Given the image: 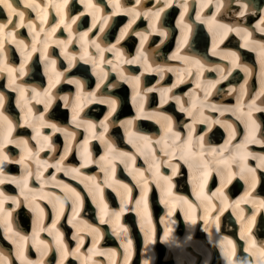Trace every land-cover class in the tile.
Returning a JSON list of instances; mask_svg holds the SVG:
<instances>
[{"label":"bare ground","instance_id":"obj_1","mask_svg":"<svg viewBox=\"0 0 264 264\" xmlns=\"http://www.w3.org/2000/svg\"><path fill=\"white\" fill-rule=\"evenodd\" d=\"M176 1L181 6L178 13H175L177 9L174 8L172 11L168 9L165 12L164 16L162 15L163 19H166L172 15L178 16L175 22L168 24V29L170 32H171L172 26L176 25V30H177L176 32H178L179 34H191L192 35L196 33V35L193 38L192 43L193 44L196 43V45L199 46V48H202V46L204 45V48H205L207 45L208 37L205 33V29L199 25V21H203L205 24L206 22L210 21L209 16L207 15V12H206L208 8L206 7V3H209L215 7V11L213 14L214 19L212 20L213 28L215 26H218V30L221 33L222 32L228 33L229 31H232V30H234L236 33H239V31L241 30H246V32L249 35L250 34L253 35L250 41L247 40L246 47L247 48L250 47L253 51L257 53V60L259 64L258 74L262 76V71H264V49H262V46H264V42L260 40H254V37H255L257 30L264 29V25L261 24V20L262 19L264 20V4L263 3L259 4L258 2H256V0H252V1L251 0H221V7L219 8V10H222L225 4L227 6L226 13L234 18V21L232 22V26H230L231 28L230 30V28L229 29L225 28V25L222 24L221 21L216 20L215 18V15L218 11L217 10L218 0H206V3L203 0H196L194 3H193V0H176ZM19 2H21V4L18 5L20 9L15 8L16 12H14L10 18L12 23L10 24L6 20L0 21V24L5 25L3 32L0 33L1 42H3L4 37L8 36L13 30H15V28L17 27L16 26L17 24H19L18 28L25 29L24 26L32 22L31 20L23 21L22 23L19 22L18 13L22 11V9H24L27 12H31L30 8L32 7L33 11L38 10V16L44 20L47 17L48 13L54 10V9L49 10V4L56 2V0H45V1L43 0H18V3ZM169 4L170 3L167 2L166 8L169 7ZM14 5L17 6L16 4ZM182 5H186L187 6L186 9L182 7ZM190 10L191 11L196 10L195 16L191 15ZM86 11L87 10H84V12ZM223 11L224 10H222L221 12ZM241 11H244L243 16L239 14ZM2 12H3V9L0 8V14H2ZM84 12L81 14H85ZM182 14H183V18H181ZM198 14L200 17L199 19H197ZM260 14H262V16L254 23L253 26H244L241 24V18H246L248 20L255 19L259 17ZM78 17L81 18L80 15L75 16L73 17L72 21L76 20V18ZM30 18H34V17L32 16ZM8 20H9V17H8ZM77 21H81V20L77 19ZM47 26L48 25L44 24L39 28L37 27L38 29H36V31H34V28L31 27L30 29L27 30V32L24 31V35H26L27 37H30L36 34L37 41H40L42 40L43 31L47 33L46 31L52 29V28H49V29L46 28ZM100 29L101 27H99V30ZM94 30H97V27ZM24 35L20 34V36L18 37L19 39H16V41H18L17 43H20L23 40H25L23 37ZM96 38H97L96 36L93 37L92 35H89L87 37V40H85V43L86 44L93 43L96 40ZM63 42L66 43V41H63ZM24 45L26 46V43ZM24 45L21 44L20 47L26 52V48ZM213 48L216 50V53L221 57H227L229 53L239 55L238 51L236 50L235 51L226 50L220 47L218 41H216L213 44ZM77 52L78 50H73L72 52L65 51L63 56L67 57V62L70 64L73 61V59L76 57L75 54ZM181 54L184 55L185 54L184 51L181 52ZM115 56H118V55L116 54ZM77 60H81V58ZM130 61H135L134 64H136L137 62H142L143 59L142 58L137 59L133 57V58H126L123 60V62H129L128 64L133 63ZM109 62H111L110 59L107 60V63ZM233 62L235 66L236 65H239V66H237L232 73H235L236 70H241V68H244V67L248 69L249 73H252L254 71V67L249 64H246V63L241 64L236 61H233ZM21 65H23L22 71H21ZM101 65H102V62L98 61V67H100ZM222 65L223 63L216 64V66H222ZM4 67H7V65L4 63V61H2V64H0V69ZM210 67L211 66L209 65H202L201 66V68L203 69L202 72H204L205 69H208ZM37 69L38 68L34 69V75L37 74ZM182 69L187 71V75L183 76V78L182 77L180 78V80L182 79V83H184L183 87L186 88V93L184 96L183 95L180 96V98H178L177 96H173V99L177 100V102L173 101L172 99V103H171V109H178L179 111L182 112V116L180 118H177L178 124L174 128V132L172 134L173 138L170 137L166 140V142H168L173 147L169 149V153H174V156H170L168 158L169 153L166 156H161V158H159V161H161V163L157 167H151V171H152V174L150 175L151 177L147 176L145 172L143 171L140 174L144 175V177H142L143 181H145V182L142 181L143 185L147 184V186H149L152 189L151 184H150L151 181H149V179L153 177H156V178L161 177L163 180H168L169 179L168 176L165 175L167 169H170L175 172L178 169L177 161L179 160H181L182 162L185 161L188 167L190 168V172H188L187 175L183 174L182 178L179 180L180 182L176 183V185L182 188L184 192L181 195L175 194V193L172 194L173 199L169 201L170 203L172 202L171 208L175 209V203H183L185 201L189 202L192 206H197L198 204L197 201L195 202H192L190 200L188 201L187 194L191 192L192 184L196 182V175H200L201 179L199 182L200 184L203 185V190L201 191V188L199 187L198 191L201 192L202 195H200L195 190H193V192L198 198L205 201L206 206L208 205V203H210L213 206L214 210L217 211L218 210V208L216 207L217 200L215 199L214 196L217 195L218 192H219V195L223 194L224 191L228 189L227 186H230V185L233 186V184L238 183V180L234 179L235 177H232L230 181L226 179L229 173V170L231 172L233 170L231 165H228V167H226V166H223L222 163H218V162L223 161L225 158L228 159L229 150L236 149L238 147V141H235V139L231 140V137L233 136L232 125L222 124V129L224 133H222L218 125L220 123L233 122L232 114L238 115L241 120L242 119L245 120L247 117L241 113L242 110L245 111V106L244 107L241 106V109H239V105L237 103L236 105L227 103L225 107L222 101L218 102L213 99L206 101L204 95L201 94V90L204 91V93L211 90L216 85L215 80H212V79L208 80L209 78H206L205 81H201L198 84L196 83L194 86L187 85L186 79L187 80L190 79L191 70L185 67H183ZM10 70H12L14 78H17L19 75H23L26 72V67L24 63H21L18 67L10 68ZM122 71H123V74H122L123 79L119 78L118 80L119 87H117L115 91H113L111 89L114 86H112L111 89L109 90L110 93L118 94L121 97H123L122 96L123 88H126V86H128L127 82H132V85L136 84L139 81L141 72H142L140 71L139 75L133 76L129 74L127 71H125L124 69H122ZM2 73L3 72L0 70V75ZM229 73L230 71L225 72V74L222 77H226ZM101 79L102 77L99 80ZM16 81L18 80H15L14 84H12L11 80H8V79H6L4 82L5 84L8 83L10 87H13L16 85ZM67 81L74 83L73 81L79 82L80 79L72 77L62 82V85L65 86L64 87L65 89H70V85L69 86L66 85ZM244 83H245V80L241 83V85H243ZM136 86L137 85H135V87ZM239 86L240 85L236 81L228 83L226 88L230 89V93H228L229 96H232V95L235 96L237 94V90L239 89ZM149 89L154 90L156 93H159L160 95L162 94L165 95V98H162L161 100H159L160 104L164 103L166 101V98H170V95L168 92L170 89V86L168 85L159 83V84H155L154 86L148 87L146 91ZM9 90H11V88L6 87L5 91H1V93L5 96V98H8V95H10L11 91ZM260 92H264V85H262L259 88L258 93ZM152 94H155V93H152ZM49 96L50 95L40 98L42 99V101L40 102L39 109L41 108L45 109V104ZM140 96L142 97L143 94H140ZM112 101L115 102L114 96L112 97L109 95L108 96L107 95L106 96L93 95L88 100V102L86 101L87 103L83 104V106L84 105L86 106L89 103V108L93 109V112H98V111H102L101 109L102 107L100 106L104 105L105 106L104 111H106L107 109L109 113L110 111H113L111 110L113 108V105L111 103ZM250 102L253 103L255 108L260 107L262 104V103H258L259 101H255L254 99L253 100H243V103L245 105L250 104ZM28 103L33 104L32 102L30 103V101H27L23 105L20 106V110H19L20 120H18V124L20 126H22L25 122L26 109L29 107ZM50 104H51V101L48 104V107L51 106ZM66 107H67V104L65 103H63L62 106L55 104L51 107V112L57 114L58 116H62L61 111H64ZM114 108H115V104H114ZM236 109H239V110L235 111ZM119 111L124 112L125 110L124 108L121 107ZM0 113H2V111H0ZM119 113L114 114V117H117ZM140 113H148L149 115L145 117H148V118L152 117L157 121V123H155L154 125H150L151 128L147 129L145 132L135 131L136 137L134 139H137L138 141H135L133 143L136 147V150L141 155H144L146 153V149L145 147L140 146V144H142L144 141L149 140V139L150 141L148 142L152 146H154L155 143H158V141L161 142V139H157V137L159 136V128L160 130H162L165 127V125L168 124V122H171V120L175 124L176 120L171 113L167 111H163V110L153 111L152 113L149 111H142V112H139V115ZM254 113L250 112L249 116H252ZM42 118L43 120L41 122V126L44 123L52 124L50 121L45 120L44 117ZM263 119H264V115L261 117L260 120H263ZM75 121H76V124L79 127H81L82 130H86L85 123L90 122L80 117L76 118ZM141 121H147V119L143 118ZM4 123L8 127H11L12 125L16 124L14 120H11L10 125L8 124V120L4 121ZM118 123H119V126H123V127H129V124H131L133 128L135 127V125L131 122V116L124 118L122 121H118ZM199 123H204V127H206L207 130H210L212 136H216V137L220 136V138H224V136H226L224 143L220 144L219 146H215L216 149L206 145L203 139L204 133L198 130L195 132L193 131V128H195L196 125H198ZM94 124H96V121L94 122ZM101 125L102 126L94 125L95 126L94 135L88 136L86 138H81L82 134L80 133L82 132V130L80 128L66 129L67 128L66 125H62L61 123H58L56 128L61 129L63 133L62 137L65 141L64 142L65 146H64V149L59 153V156L56 157V159L52 158V156H50L49 158H43V153L42 154L40 153V150L42 148H45V149L49 148L50 150L47 149L46 151L47 154L49 155L52 152V148H57L54 144L50 145L48 143V140H45L42 142V144L40 145L41 148L39 149V151H37V149L35 150L34 148H32V151H30V148L28 149V155L24 156L23 158L24 163L30 166L31 164L30 159H31V160H38L41 163V165H38L39 170L38 172H36V174L35 172H30V174L25 175L24 178L26 180H29L30 177L35 174V178L38 181V184H35L33 181L22 182V187H19L18 189L21 191L22 196H27V195L30 196V199H29L30 201L26 202L25 203L26 205H25L23 203H20V200L22 198L19 195H14L16 196L15 198L16 205H21L19 206L18 210L15 211L14 209H12L10 202H4L2 205H0V221L2 223L0 225V231L2 233L5 232V235L12 239V243H11L7 241V239L0 234V256L2 255V253H5L7 255V257L4 258L5 264L13 263V253L10 250L11 247L15 248L14 251L16 252V254H18V260L21 264H51V262L49 261L48 262L43 261V258L44 260H46L49 258V256L51 258H54L53 255H51L53 253L52 247H56V246L52 244V241H50L49 238H47L49 234L53 236L56 242H57V237H59L60 243L64 245L61 252L57 256L55 264H73L72 261L75 260L76 257H73L71 259L70 262L72 263H68L70 251L73 253L74 256H79V259H80L79 264H107V260L102 259V257L107 253H109L110 256L112 257H116L117 259L116 264H120V262H118L120 260V257L119 256L117 257L115 255V254H118V251L116 249H114L113 247L104 248V247H100L101 245H99V242L100 244L101 243L107 244L108 242H112V239H114V237H111L112 232L120 238V240L122 241V243H124V245H127L129 240L131 241L130 246L126 248L132 250L131 257L132 256L134 257V247H136V244L135 246L133 244L136 243V241L134 240L132 241L131 235L135 233L134 231L135 227H133L132 229L130 225L134 224L135 221L137 220H138V224L140 225L141 223L143 224V222L145 223L148 222V219H146L148 215L146 213L148 210L146 209L144 205L138 204V203L132 204L131 206H129L128 202H125L126 198H123L121 196V192L123 191L126 194H128L130 190L131 191L133 190L135 194L138 192L137 190L132 189V187L134 186L129 180L130 179L133 180L137 177V172H136L137 167L132 168L131 160L133 161L135 156H137L136 158L138 159H140L141 157H139L137 153L135 154V151L130 152V147L128 146L129 143L122 139L123 133L119 132L121 128L117 124L112 123V122L102 121ZM157 125H159V127ZM233 125L235 128H239L240 126L239 124H235V123H233ZM223 126H225V128ZM108 127L110 128L109 130L110 134L112 133V130L114 132L112 134L114 137H110L111 142H113V140L115 141L120 140L124 148V152H125L124 155H126V157L128 158L123 156L122 158L119 159V161H117L116 160L117 154L113 153L112 157L110 155H104V156H101L102 157L101 159H104V160L107 159L108 161L113 162L112 166H115L116 164L119 165L120 169H122V167H127L131 173L130 179L126 177V180H122L118 176L114 177L113 175L111 176L108 175L109 170L105 167L104 168L101 167L103 163L101 164V166L100 164H97L98 156H94L90 152H86L85 150V146L90 145V142L93 141L95 143L96 141L95 138L97 139L100 138L101 142H102V139L110 142V140L108 139V136L105 134L106 130H108ZM132 127L130 128V130L132 129ZM200 127H201V124H200ZM204 127L202 129H204ZM191 128H192V131H191ZM252 128H254V126H252ZM101 131L103 134L102 138L100 137ZM41 135L43 136V138L46 137L45 133ZM126 139L128 141L129 138H126ZM8 140L14 141V142H4L3 144V153L7 157L6 159L3 160L5 163H7L12 157L11 154L9 153L8 148L12 145V143H18L17 139L15 138H11V139L8 138ZM60 140L62 141L61 138ZM27 142L31 143L32 139L27 140ZM77 143L79 144L77 150L82 149V148L84 149V152L79 154L81 155L80 157L81 161L79 165L74 168H72L71 166L66 167V160L68 158L67 156H69V160H70V158L74 154L73 145ZM180 145H185L187 150L180 151V148H178V146ZM243 145H245V143ZM260 151L264 153V148L261 147ZM116 152L122 153L123 151L116 150ZM262 157H264V155H262ZM199 160L203 161L204 167L201 164V161L199 163ZM72 162H74L73 164H76V159ZM2 165L3 164L1 163L0 166ZM162 165H164V167H162ZM258 165L264 168V166H262L264 165V160L259 158ZM136 166L140 167L142 166V163L138 161ZM49 167H54L55 169L59 170L60 173H62L61 171H64L65 174L69 176H65L63 174H57L56 176H52L51 172H49ZM92 169L93 171H96V174L102 171V173H104L105 180L96 181V177L92 176L90 173ZM160 169L161 171L157 173V171ZM137 170L140 171L141 169H137ZM45 171L46 173H44ZM215 171L216 172L219 171V174L217 176L220 177V181H218V184L216 187H213L211 192H208L206 188L207 184L208 183L212 184L217 180ZM242 175L245 177L244 178L245 181L247 179L249 184H252L251 174H247L245 176V173H243L241 174V176ZM14 177L15 175L12 174L9 169L0 170V180L2 181L4 180L6 184H11V182L9 181H13ZM222 178H224L223 187H222ZM16 180L18 179L15 178V181ZM105 185H108L107 189H104ZM8 186L9 188H11L10 185ZM263 187L264 185L261 186V188ZM97 188L105 192L103 193L104 194L103 196L101 194L102 191H98ZM218 189L220 191H218ZM204 190L206 193H204ZM114 191H119V194L116 195ZM156 191L157 189L152 191L153 193L152 201L153 202L157 201ZM84 196L86 197L85 200H84ZM69 198L76 202L75 210L80 209L83 205V208L80 209L81 212L77 214V217L75 219L71 217L76 222L79 221L78 222L79 226L75 224L76 226L74 230L72 231V229H69V228H61V224H58V223H53L54 227H53V224L51 226H47L43 224V221L46 220L47 219L46 217L48 216V215L46 216V211L48 208V205H46V201H49L50 203L55 201L56 203H58L59 200L69 201ZM110 198H114V201L118 200L120 203H122V206L118 207V206L109 204L108 200ZM6 199L7 198L4 196L0 197V201L2 200L5 201ZM166 200L168 201L170 199L167 198ZM241 203L242 202L240 201V205ZM158 206L159 205H156V207L154 208V210H157V212L153 218L162 214L158 210L159 209ZM242 206H245L244 202ZM29 207L32 209V211H33V208L36 209V211H34L31 217L29 215V211H30ZM132 208L139 213L138 218L135 217V215H133ZM193 208H196V207H193ZM225 209L226 207H223L222 210H220V213L225 211ZM84 210L87 213H89L87 216L95 215L98 210L97 222H90L88 221V219H86V217L82 216L86 214L84 213ZM20 211H21V214H20ZM57 212L61 213L60 210H57ZM124 212H127V218L122 219V217H124ZM175 212L177 214H182L180 213L181 209H176L172 213L170 212V214L175 217L170 219V221L168 222V225L169 226L178 225L180 228L170 227V229H168V226H167L166 230H168V233L171 234L169 235L170 239L165 240L166 244H164L162 241H159V245L157 248L154 245L155 239L153 238L150 232H147L149 227L152 228V225L149 224L148 225L149 227H147V230H145L143 226H141L142 229L144 230V234L146 238V244L142 250V254L145 252L146 261L147 262L149 261L151 263L153 262V259H154L153 253L156 250L158 251L157 264H166V262L169 261V258L172 255H177V252H176L177 248H181L184 251V254L186 256H183V258H186L187 256L191 257L192 259L200 258V257L210 258L208 256L209 253L212 256L213 254H216L217 249L215 247L212 248L208 246L207 244H205L204 240H201L199 238V237H202V235L200 234L204 232L200 229L197 230V233H200L197 236L198 242H196L194 239L193 240H190V239L185 240V238L179 239V237H178L179 240H177L176 236L184 232L182 231L183 228H182V223H181L183 221V219L181 218L183 214L182 216L180 215L179 217H176ZM117 213L119 215H117ZM235 213L236 215L234 216L233 211L230 212V215L232 216L231 217L232 220L234 219V220L240 221L242 225H248L249 219H245L243 214L239 211ZM191 215L192 214H190V216ZM13 217L18 219L19 221H21L22 219L27 221L26 223L28 224V226L34 227V231H36V234H40V232L42 231L40 236L47 238L45 239L46 244L42 242H33L32 244L30 242L31 241L30 238L24 232V230L27 227H25V229L24 228H21L20 230L18 229L19 231L16 229H12L11 220ZM5 219L7 220V224L3 222ZM72 219H70V222L74 225L75 221L73 222ZM260 221L261 223L259 224L258 228L259 230H264V221L262 222L261 218H260ZM192 222L193 220L190 223ZM230 223H231L230 226H232L235 231L236 230L235 223L232 221ZM194 224H199V223L195 222ZM108 228L110 229V231ZM83 230L90 231L92 234V235L90 234V238L92 237V241H91L92 244L90 246L91 251L88 252V256L85 254H81V253L78 254L76 252L77 251L76 248L73 247V244L70 245V237H71L70 235L73 236V234H76V237L79 240L89 239V233ZM245 231L248 232V229L246 228ZM244 234L245 233H243L242 230L239 233H237V235L240 237L244 236ZM249 235L251 234L249 233ZM246 236L249 237L248 235ZM103 237H104L103 242H101ZM222 237L223 236L216 235V234H214V236H211L214 242L221 244L222 248L228 249V245L230 244L232 239L224 236V239L221 240ZM261 239H264V235H262ZM73 242H76V240H73ZM191 244L196 248V250L199 253H202L201 256L198 255L197 251L192 249ZM245 248L246 250H243L244 255L242 258L245 259V256H247L245 255L246 252H248L252 257H254V261H251V263H245V264H259V261L264 259V254H262L261 252V249H264V245L262 246L260 243L250 242V244H247ZM8 249H9V252L7 254L6 250ZM21 249L23 250L24 253L21 252L22 251ZM162 249H165L166 251L165 254L159 253L160 250ZM34 250L38 252L36 256L32 255ZM150 251L151 253H149ZM238 253H240V251ZM229 256L230 255H226V257H229ZM214 258L218 260L220 259V256H215ZM179 261H181V259H179ZM132 262L133 260L125 262L124 264H131ZM203 263H205V260H202L201 264ZM222 263L225 264L224 262ZM14 264H17V263L15 262ZM189 264H193V262H190ZM209 264H218V262L211 261L209 262ZM228 264H238V263L229 262ZM241 264H244V263H241Z\"/></svg>","mask_w":264,"mask_h":264},{"label":"snow or ice","instance_id":"obj_2","mask_svg":"<svg viewBox=\"0 0 264 264\" xmlns=\"http://www.w3.org/2000/svg\"><path fill=\"white\" fill-rule=\"evenodd\" d=\"M82 2H83V0H82ZM66 3H67V0H64V4H66ZM137 3H139V0H137ZM165 3H166V6H167V0H165ZM0 4H3V5L9 10V11H8V16H9V20H8V22L11 23V19H10V18H11V16H12V14H13L14 12H16V9L13 8L12 3L10 2V0H0ZM62 6H63V5H59V4L56 5L57 8H60V7H62ZM88 6H89V7H92V8H95V7H96V5H92V4L90 3V0H89V5H88ZM115 6H116L117 8L120 6L119 3H118V0H116V2H115ZM182 7H184V8L186 9L187 6H186V5H182ZM220 7H221V0H218V2H217V10H219ZM129 11L132 12V13H134V14H136V15H138V13L135 12V9H130ZM160 11H161V10H157V11H155V13H154V18H155V19H158V18H159ZM147 14H148V13L145 12V15H147ZM239 14H240L241 16H243V15H244V11H241ZM18 17H19V22L22 23V22L24 21V18H25V14H24V12H23V11H20V12L18 13ZM181 18H183V14H182ZM199 18H200V17H199V14H198V15H197V19H199ZM211 19H214V18H211ZM261 22L264 23V21H261ZM61 23H63V19L61 20ZM93 25H95V19L93 20ZM16 26L18 27L19 24H17ZM4 28H5V25H4V24H0V33L3 32V29H4ZM225 28H227V26H225ZM100 30L103 31V28H101ZM245 31H246V30H245ZM261 31H264V29H261ZM69 32H71V28H70V26H69ZM122 34H123V33H122ZM162 34H163V35H166V33H162ZM85 35H86V34H85ZM0 47H2V45H0ZM262 49H264V46H262ZM233 55H235V54H233ZM237 59H238V57H237ZM130 62H133V63H134L135 61H130ZM0 64H2V60H0ZM236 66H239V65H236ZM22 70H23V65H21V71H22ZM245 71H248V69H245ZM262 76H264V71H262ZM73 82H74V83H79L78 81H73ZM33 91L35 92V90H33ZM46 95H47V93H46ZM65 100H67V97H65ZM3 101H4V97H3L2 94H0V107H2V105H3ZM50 101H51V97L49 96V97H48V100H47V102H46V104H45V110H47V107H48V104L50 103ZM111 103H112V105H113V108H112L111 110H114V104H115V102L112 101ZM28 111L31 112V108H29ZM74 113H75V109H74ZM109 115H111V111L109 112ZM2 116H3V114L0 113V117H2ZM3 119H4L5 121H7V117H3ZM40 119H41V121L43 120L42 117H41ZM75 119H76V117H75V115H74V116H73V120L75 121ZM105 119H107V117H106ZM10 123H11V122L8 121V124H9V125H10ZM51 127H52L54 130H56V131H61V129L56 128V125H55V124L51 125ZM92 127H94V125H93ZM9 130H10V129H9ZM101 138H102V135H101ZM45 139H47V137H45ZM4 142H14V141H9L6 135L4 136L3 140L0 141V163H2L3 160L7 158L6 155H4V153H3V144H4ZM247 142H248V140H247V138H246L245 143H247ZM20 143H21L22 145H25V146L27 145V141H20ZM241 147H243V146H241ZM66 151H67V149H66ZM248 154L250 155V153H248ZM238 155H240L241 161H243V160H244V155L241 154V153H238ZM261 159L264 160V157H262ZM20 162H21V163L23 162V157L21 158V161H20ZM218 163H224L225 166L228 167V163H227L226 161H221V162H218ZM262 166H264V165H262ZM246 168H247V165L244 164V163H241V165H240V169H239V173H232V172L229 170V173H228L226 179L230 181L233 175H236V174H243ZM247 170H248L249 173L252 174V181H253V182H252V184H251V187H254V186H255V182H254V181H255L254 170L251 169V168H248ZM173 174H175V173H173ZM241 178H245V177L242 175ZM223 180H224V178H222V187H223ZM13 181L16 182V181H15V178H13ZM2 182H3V181L0 180V183H2ZM200 188H201V191H202V190H203V185H202V184L200 185ZM218 191H220V190L218 189ZM245 195H247V192L245 193ZM0 196H3V193H0ZM8 198L15 200L14 197H8ZM241 199H243V197H242ZM224 200L226 201V200H227V197H224ZM137 203L139 204V201H138ZM235 203H236L237 206H238L239 203H240V201H236ZM0 204H2V201H0ZM261 204L264 205V201H261ZM221 210H222V209H221ZM117 215H119V214L117 213ZM251 220H254V216L250 219V222H249V223H251ZM3 222H4L5 224H7V220H6V219H5ZM53 227H54V224H53ZM125 231H126V230H125ZM57 242H58V244L60 243V239H59V237H57ZM253 243H255V242L253 241ZM130 244H131V241L129 240V241H128V245H130ZM90 251H91V250H90ZM261 252H262V254H264V249H261ZM145 264H147V261H145Z\"/></svg>","mask_w":264,"mask_h":264},{"label":"clouds","instance_id":"obj_3","mask_svg":"<svg viewBox=\"0 0 264 264\" xmlns=\"http://www.w3.org/2000/svg\"><path fill=\"white\" fill-rule=\"evenodd\" d=\"M143 264H145V261L143 262ZM147 264H148V262H147ZM259 264H264V259L260 260Z\"/></svg>","mask_w":264,"mask_h":264}]
</instances>
